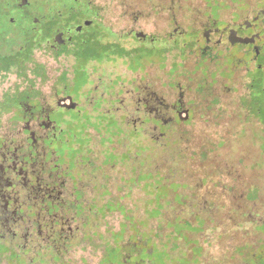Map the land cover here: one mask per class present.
I'll return each instance as SVG.
<instances>
[{"label":"rangeland","instance_id":"1","mask_svg":"<svg viewBox=\"0 0 264 264\" xmlns=\"http://www.w3.org/2000/svg\"><path fill=\"white\" fill-rule=\"evenodd\" d=\"M30 1V11L39 13L71 4ZM76 1L97 14L100 41L118 46L86 62L36 51L28 69L39 63L47 75L27 76L44 96L64 70L70 92L86 90L88 101L62 135L76 145L67 148L65 176L82 183L75 194L78 216H71L79 233L66 246H0V264H264V82L255 88L259 73L246 56L243 66L232 60L237 48L208 61L181 47L206 20L221 10L228 17L244 2ZM9 11L18 20L10 29ZM25 13L13 9V0H0V33L7 26L11 42L28 27ZM91 16L82 11L78 19ZM29 85L21 75L0 77V95ZM156 92L172 108L171 124L135 114L136 101L147 109L144 101Z\"/></svg>","mask_w":264,"mask_h":264},{"label":"flooded vegetation","instance_id":"2","mask_svg":"<svg viewBox=\"0 0 264 264\" xmlns=\"http://www.w3.org/2000/svg\"><path fill=\"white\" fill-rule=\"evenodd\" d=\"M242 1L244 3L241 8L228 10V17L224 15L226 11L221 10L217 19L206 20L207 25L200 31L197 29L196 38L191 43L182 44V49L195 51L196 55L213 61L219 57V52L231 56L232 50L237 48L240 54L232 60L235 59V62L243 66L241 59L246 56L247 66L253 67L252 70H256L257 66L263 70L264 4H253L252 0ZM69 2V6L65 5L66 2L61 8L51 5L47 12L39 13L30 11V0H13L15 11H26L24 18L22 17L28 24L24 33L32 35L34 42L31 61L27 60L24 65L27 67L25 75L38 72V66L44 67L36 63L34 70L28 69L31 62H34L36 51H45L53 60L68 59L71 56L75 61L77 46L82 43V47L86 48L88 42L93 40L88 37V33L94 26L93 22H100L96 21L94 15L89 19H78L82 11L92 9L84 3L78 4L82 9L77 6V9L72 10L77 16L76 22H72L68 12L77 3L73 0ZM6 5L11 7L9 3ZM5 17L9 22V29L18 26L17 18L10 11L5 13ZM86 22L91 23L87 25ZM4 29L2 33L9 31L7 26ZM136 34L135 38L140 41L148 39L145 35L137 37ZM183 35H186L185 31L174 37ZM253 36L255 42L243 43V39ZM100 39L101 37L97 41ZM111 43L112 48L118 46L117 43ZM45 73L47 75L46 69ZM12 74L24 75L19 69L13 68L0 73V77ZM68 76L70 78L69 70L60 71L57 83L49 87V94L45 96L40 93L38 86H21L12 90L16 95L23 91L30 94L25 95L16 107L0 117V246L12 247L17 251L47 244L54 246L60 243L66 246L70 238L78 236L79 232L76 231L79 229L73 226L72 221L75 219H71V216H78L74 207L79 197L76 198L75 194H80L78 188H81L82 183L81 179L70 182L65 176L69 173L70 163L67 148L69 146L74 149L76 145H70L67 139H62V135L64 125L77 120L78 108L88 99L84 95L85 87L78 90V95L70 92ZM159 95L161 96L156 92L152 100L144 101L147 109L136 101L135 114H144L171 124L172 108L165 105L163 96ZM163 95L168 101L172 100L173 93L166 91ZM185 113L184 108L180 109L181 118ZM132 118L136 122L141 120L139 116ZM56 147L64 149L57 150Z\"/></svg>","mask_w":264,"mask_h":264},{"label":"trees","instance_id":"3","mask_svg":"<svg viewBox=\"0 0 264 264\" xmlns=\"http://www.w3.org/2000/svg\"><path fill=\"white\" fill-rule=\"evenodd\" d=\"M73 2L77 3L76 0H73ZM78 4H76L75 7L71 8V10L68 12L70 15V21L76 22L77 16H75V13L72 12V10L77 9ZM86 12L89 13L91 12L92 15L96 16L95 11L89 10L88 8L86 9ZM6 22L9 24V22L6 20ZM92 30L88 33V37L90 39H93L92 41L88 42L86 45V48L82 47V43H80L74 53L75 55V61L76 62H86L90 59H94L97 57H102L103 52L102 51H107L112 48V43L110 45L103 44L99 40L101 37L100 32L98 30H94L93 28L97 27V24L95 22L92 23ZM26 29H21L19 30L20 37H18V41L11 42L9 38H7V33L9 32L8 30L4 33H0V73L2 72H8L13 68L19 69L21 72L24 73V75H21L24 77L25 80H27L30 85L29 86H34L33 80L29 79L26 74L27 67L24 66L26 61L28 60L31 61V54H32V49L34 46L33 42V37L32 35H27V33H24ZM13 47H16L13 49ZM122 54L129 55L133 51H129L127 49L122 50ZM103 53V54H102ZM105 55V54H104ZM39 71H33L32 73L34 74L35 78L38 77H46L45 69L44 67L38 66L36 67ZM263 70L259 69L258 66L256 67V71H258L259 76H256L254 79V86L258 88L261 87L262 83L264 82V68ZM30 94V92L23 91L22 93H19L16 95L15 93H12L11 91H6L3 93L0 97V117L4 115L5 113H8L11 111L14 107H16L17 103L20 102L22 99H24L25 95Z\"/></svg>","mask_w":264,"mask_h":264},{"label":"water","instance_id":"4","mask_svg":"<svg viewBox=\"0 0 264 264\" xmlns=\"http://www.w3.org/2000/svg\"><path fill=\"white\" fill-rule=\"evenodd\" d=\"M90 23L91 22H86L87 25H89ZM141 35H143V34H141V33L136 34L137 37H140ZM242 41H243V43H253V42H255V37L253 36L251 38H245Z\"/></svg>","mask_w":264,"mask_h":264}]
</instances>
